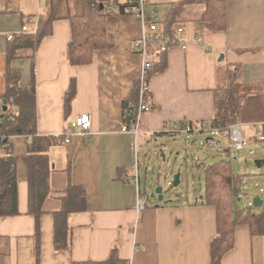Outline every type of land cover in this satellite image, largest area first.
<instances>
[{"label":"crops","instance_id":"1","mask_svg":"<svg viewBox=\"0 0 264 264\" xmlns=\"http://www.w3.org/2000/svg\"><path fill=\"white\" fill-rule=\"evenodd\" d=\"M116 1L129 4L134 0ZM209 1L224 6L225 16L215 27L202 21L207 4L200 0H145L146 12L156 18L160 32L170 24L173 33L176 28L183 33H174L179 44L170 46L165 54L158 56L152 47L147 56L154 68L145 98L150 109L140 115L137 136L121 132L124 103L135 99L143 64L133 47L142 34L134 8L128 6L124 14L106 18V47L94 53L91 64L72 66L68 62L70 17L83 14L85 0H64L55 12L51 33L31 54L27 51V57L12 61L21 83L33 85L37 136L60 138L46 155L51 156L48 159L47 155L48 162H61L65 175L54 179V167L49 163L48 187L53 193L46 195L36 218L29 213L24 164L30 141L25 136L10 139L17 158L19 214L0 219V264H96L106 262L113 250L121 264H211L216 210L202 203L203 195L195 198L196 193L188 191L195 199H185L175 192L172 201L160 204L145 198L148 206L138 212L137 187L132 182L137 174L140 185L137 148L166 147L164 142L177 139L169 132L174 125L214 119L216 94L228 86L226 78L232 69L249 99L259 101L258 111L243 121L238 118L240 125L248 127L245 134L251 141L249 149L241 152L264 155V141L256 133L258 129L264 133V0ZM46 10L47 0H0V95L5 91L6 47L23 35L20 30L28 19L32 20L28 28L34 30ZM8 35L13 36L11 41ZM72 82L74 96L67 102ZM83 113L92 119L86 135L68 129ZM65 134H70L68 143ZM168 146L169 152H176L174 144ZM228 154L231 162L233 153ZM144 157L141 165L147 172ZM211 162L215 160L195 164L202 163L205 171V164ZM68 185L82 188L85 209L59 221L55 213L65 205ZM57 222L61 223L60 245H56ZM234 239L220 264H264V235H252L244 224L236 227Z\"/></svg>","mask_w":264,"mask_h":264},{"label":"trees","instance_id":"2","mask_svg":"<svg viewBox=\"0 0 264 264\" xmlns=\"http://www.w3.org/2000/svg\"><path fill=\"white\" fill-rule=\"evenodd\" d=\"M63 1L47 0V10L39 17L36 33L23 34L6 47L5 91L0 95V219L19 214L17 158L12 153L10 140L14 136H25L30 139L28 155L24 158V164H26L28 169L29 213L37 218L41 214L42 204L47 197L46 195H50V192L53 193L48 187L50 164L46 151L60 138L47 137L42 139L37 136L33 85L32 83H21L20 72L12 66V61L27 57L25 53L30 51L31 54L38 43L51 33V23L55 20V12ZM193 1L197 2V0ZM200 2L207 4L202 21L211 27L220 25L223 16H225L223 4L221 2H210L209 0H200ZM100 5H102V8H100ZM128 6L131 9L136 7L137 0L131 1L129 4H120L116 0L108 2L85 0L83 14L79 17H70L72 39L68 49V62L72 66L91 64L94 53L106 47V18L113 14H124L125 8H128ZM148 14L149 12L147 11ZM167 25V30L162 32L158 30V33L175 39L174 33L177 32V28L173 33L170 24ZM151 49H148L147 56ZM153 69L152 66L146 71L147 82ZM236 75L235 69L229 70L226 78L228 86L216 94V114L214 119L210 122L200 123L201 125L205 123L210 128L222 130L238 122L241 101L245 92L243 85L235 79ZM74 88L75 85L72 82L66 95L67 102L73 98ZM147 94L148 92L144 96V103ZM135 95L134 101L124 103V124L128 128H132L135 125L136 116L131 105L138 101L139 82H137ZM3 100H6L5 111ZM190 124L191 126H196L195 124ZM216 155L222 159L220 158L218 161L215 160V162L204 166V194L202 201L206 205L213 206L216 210L217 233L211 242V264H220L222 256L233 248L235 240L234 230L237 226L247 224L252 235L262 237L264 235V208L262 210L253 209L252 207L247 209L238 205L241 192L237 183L239 178L232 173L231 162L226 158L228 156L225 157L222 151H216ZM84 203L85 195L82 188L68 185L65 205L57 214L55 213L56 219L62 221L70 213L84 210ZM60 225V222L56 223V245H60V240H58ZM96 264H121V262L117 257L116 250H113L106 262Z\"/></svg>","mask_w":264,"mask_h":264},{"label":"rangeland","instance_id":"3","mask_svg":"<svg viewBox=\"0 0 264 264\" xmlns=\"http://www.w3.org/2000/svg\"><path fill=\"white\" fill-rule=\"evenodd\" d=\"M243 90L245 94L243 95V99L241 101L242 102L241 108L238 114L240 119H242V121L244 118H247L246 115H248L249 118L251 116L250 114L253 111L254 112L258 111V103H259L258 100L249 99V92L245 88ZM238 128L248 138V136L245 134V131L248 129V127L239 125ZM184 137L187 139L186 141ZM207 137L208 135H206L205 133L186 134L185 136L178 135L175 141L171 140L169 142H164L166 144V147H164L162 144L159 146L158 150H163L166 162L170 159L174 161V159L176 158L177 161L180 162L177 164H182V167H179L180 168L179 172L181 173L180 184L177 185L178 187L171 190L173 191L172 195H175L174 194L175 192L176 195L177 193L178 194L182 193L185 199H190V198H194V196L193 195L189 196L188 191L191 192V194L196 193L195 198H199L204 194V171L203 168L201 167L202 163H199V166L197 167L195 163L198 162L204 163L205 161H209V160L218 161V159L221 158L216 155V150L214 148H210L207 145H205ZM168 143L174 144L173 148L177 149L176 152H173L174 155L173 154L170 155L169 150L171 147L168 148L169 147ZM153 145H150L147 148L136 149V152L139 154V162H140V166L137 170L139 171V178H140V185L136 186L137 193L144 200L148 199V201L149 200L156 201L159 204L165 203L166 201L170 202L172 201V198H170L169 194L164 193L163 194L164 202H158L159 201L158 196H156L154 193L156 187H158L156 186L157 173H155L156 172L155 168H157V164H161L162 158L160 155H159L160 159L156 157L157 147L155 144ZM261 145H262L261 148H264V144ZM177 153L178 155L176 156ZM232 153L233 154L231 160V169H232L231 171L233 174L238 176L239 179L237 183L241 189V192L239 194L238 205L248 209L249 207H252V199L254 197H259L261 200L264 201V164H262L263 166H261V168H257L254 164L255 157H258L260 155L264 159V155H262L263 154L262 152H257L254 155H250V156L245 155L243 152L239 153L236 151H232ZM47 155L49 159L51 156L50 154ZM144 155H147L148 156L147 159L149 160V167L147 168L148 172H143V167H142L143 165H141L142 160L145 158ZM49 163L54 167V170L52 171L53 174L51 173L54 179L58 178V176H61V174L63 176L65 175L60 164L61 162L54 159L51 160V162ZM163 166H164L163 168H165V164H163ZM251 173H253L254 175H252ZM164 183L165 182H163L161 179L159 185L163 186L165 191L167 186L164 185ZM263 208L264 206L262 208L260 207L257 209L262 210Z\"/></svg>","mask_w":264,"mask_h":264},{"label":"built area","instance_id":"4","mask_svg":"<svg viewBox=\"0 0 264 264\" xmlns=\"http://www.w3.org/2000/svg\"><path fill=\"white\" fill-rule=\"evenodd\" d=\"M145 0H137V6L134 7L133 16L140 22L142 27V34L138 40L133 44L134 49L141 55L143 64H142V73L139 79V96L137 103H133V112L135 113V125L132 128H128L126 124L123 125L122 131L124 133H131L134 136H137L139 133V122L140 115L142 113L149 111V106L144 103V96L148 92V82L146 71L150 67L148 62L147 54L148 49L155 47L156 54H165L170 46L179 44L176 39L169 37L168 35H162L158 33L157 21L156 18L152 15L150 17L146 12ZM32 23V20L28 19L27 22L22 26L20 34H35L37 27L34 30H30L28 25ZM177 34H182L183 30L177 28ZM13 39L12 35L7 36V40L11 41ZM151 44V45H150ZM186 45H182V48H185ZM204 48L207 49V46L204 45ZM124 118V117H123ZM125 123V118H124ZM238 122L224 128L222 130L218 128H210L206 124H198L196 126L190 123H182L181 125H174L169 132L173 135H186V134H197L205 133L208 135L206 139V144L210 148H214L217 152L222 151L223 154L229 156L228 153L232 151L241 152L248 149L250 142L249 139L244 135V133L239 130ZM92 127L91 115L88 113H83L75 118L69 125V130H77L78 134L86 135L90 133ZM257 136L261 142L264 141V133L261 129L257 130ZM70 134H65V142H69ZM28 141L30 139L28 138ZM132 182L137 186L139 184L138 175L133 178ZM148 206L147 201L144 200L141 196L138 195L136 200V207L138 212L146 209ZM135 249V248H134Z\"/></svg>","mask_w":264,"mask_h":264},{"label":"water","instance_id":"5","mask_svg":"<svg viewBox=\"0 0 264 264\" xmlns=\"http://www.w3.org/2000/svg\"><path fill=\"white\" fill-rule=\"evenodd\" d=\"M100 8H102V5H100ZM220 59H223L224 57L221 55L219 57ZM4 104V106L6 105V100H3L2 102ZM6 110V106L4 107V111ZM161 144L157 145V153H156V157L159 158L161 156L162 158V162L161 164H157V168H155V171L157 170L159 173H157V185L158 187H156L155 189V195L158 196V202H162L164 197L163 194H169V196H171L173 194V191H171L172 189H175L176 187H178L177 185L180 184V168L182 167V164H177L180 163L177 161V159L175 158L174 161H172L171 159L168 160L166 162L165 160V155L163 150H158L159 146ZM164 146V144H162ZM173 154V152H170V155ZM160 155V156H159ZM174 155V154H173ZM178 155V153L176 154V156ZM147 156V155H146ZM148 158V156H147ZM160 159V158H159ZM148 164H149V160H147ZM163 164H165V168H163ZM254 164L257 168H261L262 164H264V159H257L254 161ZM176 171L174 174H172L173 171ZM162 171V172H161ZM148 172V171H147ZM167 174L171 175V179H169V177L167 176ZM161 179L164 183V185L167 186L166 190L164 191L163 186L159 185V183L161 182ZM264 201L261 200L259 197H254L252 199V207L253 208H262Z\"/></svg>","mask_w":264,"mask_h":264}]
</instances>
